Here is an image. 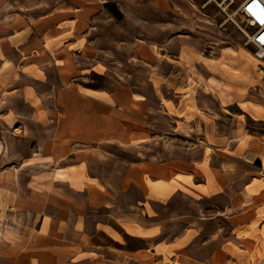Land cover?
Here are the masks:
<instances>
[{"label":"crops","instance_id":"1","mask_svg":"<svg viewBox=\"0 0 264 264\" xmlns=\"http://www.w3.org/2000/svg\"><path fill=\"white\" fill-rule=\"evenodd\" d=\"M58 1L0 0V86L5 88L0 109L10 112L23 146L34 143L38 150L13 172L17 204L11 202L0 220V264L256 259L264 244V202L256 204L264 187V135L249 130L245 114L237 113L213 142L196 139L171 152L121 155V148L151 136L154 117L169 114V102L178 105L161 93L165 79L154 67L167 62L169 51L181 62L186 45L173 50L156 40L139 50L135 44L133 58L149 70L144 81L135 73L121 81L105 72L102 85H91L80 78L102 66L96 47L94 57L79 46L64 60L47 54L49 59L40 61L34 22L52 15L39 9L41 3L51 2L53 9ZM60 1L87 9V0L78 7L75 0ZM144 1L167 12L163 0ZM90 3L93 12L103 8V0ZM86 11L69 20L89 18ZM181 12L175 17L194 23V14L184 6ZM9 68L15 71L10 80ZM146 83L149 92L141 87ZM210 94L194 97V109L205 102L209 109L215 106ZM197 110L192 117L200 115ZM204 130L214 132L209 126Z\"/></svg>","mask_w":264,"mask_h":264},{"label":"rangeland","instance_id":"2","mask_svg":"<svg viewBox=\"0 0 264 264\" xmlns=\"http://www.w3.org/2000/svg\"><path fill=\"white\" fill-rule=\"evenodd\" d=\"M75 1L78 7L86 0ZM87 1V9L83 7L81 11L60 0L53 9L51 2L40 4L41 11L50 9L52 14L34 22L39 31L40 61L48 60L47 54L63 59L79 46L94 57L96 47L102 66L78 78L100 86L105 72L121 81L127 79L128 73H135L143 81L148 77V66L133 58L132 47L135 44L140 45L139 50L156 43L152 42L156 40H161L160 45H168L173 50L178 44L186 45L179 58L181 62L173 61L178 57L175 51H169L165 58L167 62L162 61L154 67L165 79L160 86L161 93L174 99L178 105L169 102V114L154 117L151 136L136 146L121 148V155L140 157V154L168 152L176 144L188 146L196 139L213 142L215 135L229 129L237 113L245 114L243 119L249 130L264 135V52L257 54L255 46L246 41L245 33L251 28L236 12L242 0H163L168 8L166 13L144 0H103V8L93 12L92 0ZM183 6L187 14H194V23L175 17L182 14ZM85 10L92 14L89 18L69 20L81 16L78 14H84ZM61 16L65 17L64 20ZM142 17L150 21L144 22ZM85 37L88 42H84ZM14 72V68H9V80ZM153 81L158 86L155 78ZM141 87L150 91L149 83ZM3 89L4 86H0V97ZM208 92L214 95L216 105L209 109L205 102V106L198 109L200 112L196 107L194 109L193 98L197 95L205 97ZM193 110L200 115L192 117V113H196ZM204 111H209L212 116H207ZM208 126L213 133L204 130ZM15 128L10 112L5 114L0 109V220L8 205L16 203L12 192L13 172L26 157L38 151L34 143L23 146L22 133ZM262 202L264 187L257 193L256 204ZM260 216L262 218L264 214ZM246 264H264V244L257 258Z\"/></svg>","mask_w":264,"mask_h":264},{"label":"built area","instance_id":"3","mask_svg":"<svg viewBox=\"0 0 264 264\" xmlns=\"http://www.w3.org/2000/svg\"><path fill=\"white\" fill-rule=\"evenodd\" d=\"M236 12L251 28L250 32L245 33L246 41L255 46L257 54H261L264 52V0H242Z\"/></svg>","mask_w":264,"mask_h":264}]
</instances>
